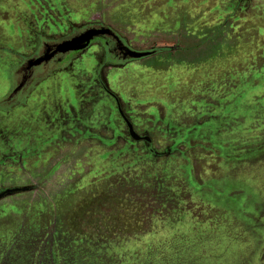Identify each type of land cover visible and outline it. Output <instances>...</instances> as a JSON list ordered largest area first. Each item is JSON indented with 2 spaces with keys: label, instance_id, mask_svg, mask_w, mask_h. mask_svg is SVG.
Instances as JSON below:
<instances>
[{
  "label": "rangeland",
  "instance_id": "rangeland-1",
  "mask_svg": "<svg viewBox=\"0 0 264 264\" xmlns=\"http://www.w3.org/2000/svg\"><path fill=\"white\" fill-rule=\"evenodd\" d=\"M99 26L170 51L93 44L6 106ZM0 108V264H264V0H0Z\"/></svg>",
  "mask_w": 264,
  "mask_h": 264
},
{
  "label": "flooded vegetation",
  "instance_id": "flooded-vegetation-1",
  "mask_svg": "<svg viewBox=\"0 0 264 264\" xmlns=\"http://www.w3.org/2000/svg\"><path fill=\"white\" fill-rule=\"evenodd\" d=\"M99 27H101V26H99ZM96 28H98V27H96ZM55 44H57V43L52 44V43L43 42L41 44V50L37 53L36 56L25 60L20 66H18V68H17V70H15L14 74L19 75L20 79L17 82L16 86L11 90V92L7 96V98L4 100V103L6 104V106H9L10 108L24 107L25 98L31 93L33 88L39 84L36 82H40L41 80H43L42 76H44L45 74H47L49 72V69L51 66L60 67L62 65H65L67 60H69L70 58L79 54V53H73V52H68L65 54H62V53L53 54L54 53L53 45H55ZM93 44H100L105 49L106 53L111 54V55L113 53H116L120 58L119 52L114 51L115 43L112 40V38L102 37L100 39H96L92 43V45ZM42 57H45V58L49 57V59H47L48 61H43L38 66L28 65V61L36 60V59L42 58ZM0 112H3V110H1V108H0ZM4 112L9 113L10 110L4 111ZM119 115L123 119V117H124L123 114H120V112H119ZM126 128H127V126H126ZM127 132H128V129H127Z\"/></svg>",
  "mask_w": 264,
  "mask_h": 264
},
{
  "label": "water",
  "instance_id": "water-1",
  "mask_svg": "<svg viewBox=\"0 0 264 264\" xmlns=\"http://www.w3.org/2000/svg\"><path fill=\"white\" fill-rule=\"evenodd\" d=\"M102 37H110L115 43V48L114 51H118L120 54V59L122 61H137L141 60L144 58H148L152 55L151 52H138L130 49L129 47L125 46L120 38L112 31L110 28L101 26V27H89L84 29L82 32L76 34L70 39L63 40L60 43H57L53 45L54 48V53H68V52H73V53H82L85 51L87 48H89L92 43L96 39H100ZM48 58L42 57L38 58L36 60H30L28 61V65L30 66H38L40 65L43 61H48ZM16 91V90H15ZM14 91V92H15ZM120 114L121 111H119ZM123 117V116H122ZM123 120L126 123L127 129H128V135L133 140L134 142H139V141H144L146 143H150V138L147 136L141 137L139 136L133 129L132 125L130 122L123 117ZM23 191L22 189H11V190H5L4 192L0 193V200L3 198L10 196L14 193H19Z\"/></svg>",
  "mask_w": 264,
  "mask_h": 264
},
{
  "label": "trees",
  "instance_id": "trees-1",
  "mask_svg": "<svg viewBox=\"0 0 264 264\" xmlns=\"http://www.w3.org/2000/svg\"><path fill=\"white\" fill-rule=\"evenodd\" d=\"M169 51H170V49H168V48H159V49L152 50L151 53H152V55H158V54L166 53ZM148 154L153 156L154 152L150 149V150H148Z\"/></svg>",
  "mask_w": 264,
  "mask_h": 264
}]
</instances>
